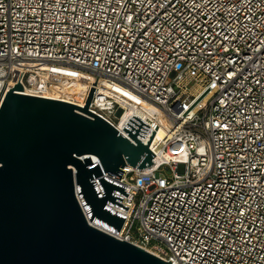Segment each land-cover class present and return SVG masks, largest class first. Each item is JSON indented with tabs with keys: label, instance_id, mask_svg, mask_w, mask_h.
Returning <instances> with one entry per match:
<instances>
[{
	"label": "built area",
	"instance_id": "built-area-1",
	"mask_svg": "<svg viewBox=\"0 0 264 264\" xmlns=\"http://www.w3.org/2000/svg\"><path fill=\"white\" fill-rule=\"evenodd\" d=\"M11 81H79V107L95 82L89 110L132 143L129 118L145 144L159 121L153 164L99 166L128 192L107 232L173 264H264V0H0V95Z\"/></svg>",
	"mask_w": 264,
	"mask_h": 264
},
{
	"label": "water",
	"instance_id": "water-1",
	"mask_svg": "<svg viewBox=\"0 0 264 264\" xmlns=\"http://www.w3.org/2000/svg\"><path fill=\"white\" fill-rule=\"evenodd\" d=\"M95 85L83 107L21 93L19 82L1 92L0 264H173L107 232L118 233L126 215L106 204L127 208L111 191L128 192L101 169L119 179L125 165L153 164L149 144L159 121L145 144L136 134L149 126L129 118L122 129L132 143L89 110Z\"/></svg>",
	"mask_w": 264,
	"mask_h": 264
},
{
	"label": "bare ground",
	"instance_id": "bare-ground-1",
	"mask_svg": "<svg viewBox=\"0 0 264 264\" xmlns=\"http://www.w3.org/2000/svg\"><path fill=\"white\" fill-rule=\"evenodd\" d=\"M15 80V79H13ZM14 81H11L8 85V87H11V85L13 84ZM82 85L81 82L79 81H73L72 84L70 85H67V83L64 85H60L59 87H57L55 90H53V92L47 94V95H42L43 97H47V98H52V99H61V100H64V101H67L69 103H72L73 104V100L70 99L68 96L70 94L73 95V93H75V89L78 87V86ZM80 106V104H78ZM158 137H161V132L158 131L157 134H156ZM93 159H95V157H93ZM103 229V228H101Z\"/></svg>",
	"mask_w": 264,
	"mask_h": 264
},
{
	"label": "rangeland",
	"instance_id": "rangeland-1",
	"mask_svg": "<svg viewBox=\"0 0 264 264\" xmlns=\"http://www.w3.org/2000/svg\"><path fill=\"white\" fill-rule=\"evenodd\" d=\"M70 84H72V83H67V85H70ZM76 86H78V85H76ZM81 86H82V85L78 86V87L75 89V93H73V95L70 94L68 97H69L70 99H72V100L75 99V98L80 97L79 93H80V88H81ZM164 174H166V175L170 174V170H168V171H164Z\"/></svg>",
	"mask_w": 264,
	"mask_h": 264
}]
</instances>
